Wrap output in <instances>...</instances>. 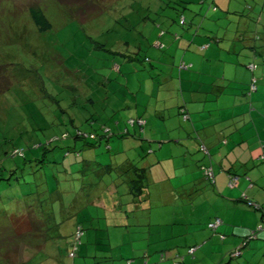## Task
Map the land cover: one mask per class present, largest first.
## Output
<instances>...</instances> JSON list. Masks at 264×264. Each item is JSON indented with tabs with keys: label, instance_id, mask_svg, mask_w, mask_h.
<instances>
[{
	"label": "rangeland",
	"instance_id": "374dc122",
	"mask_svg": "<svg viewBox=\"0 0 264 264\" xmlns=\"http://www.w3.org/2000/svg\"><path fill=\"white\" fill-rule=\"evenodd\" d=\"M171 1L95 0L100 13L83 22L72 8L78 0H0V87L11 83L10 90H0V222L10 216L13 232L21 236L34 232L30 243H17V250H0L1 264H24L42 250L57 259L43 264H174L171 256L164 258L170 251L186 257L181 264H201L191 258L189 248L193 247L198 259L206 249L208 255L222 254L225 264H247L244 254L235 253L240 252L237 249L245 236L241 234L252 231L257 235L241 251L248 253L256 246L264 254V229L260 230L264 214V137L262 153L250 156V166H256L251 170L255 186H251L250 178L240 188L238 183L232 186L235 180L231 183L226 172L221 175L228 188H239V197L246 196L255 207L260 206L226 210L231 222L246 229L237 228L239 238L227 240L209 224L200 229V219L213 218L210 221L218 223L216 216L222 206L214 200V168L209 167L212 175L207 174V180L200 164L208 158L199 151L189 156L181 155V151L176 154L171 144L177 134L168 126L188 121L172 108L185 101L177 95L179 65L173 69L169 63L173 51L181 52L178 61L186 52L178 48L177 40L166 49L162 47L163 51L156 47L162 31L172 40L188 31L180 26L179 13L167 7L176 6ZM218 1L223 7V0ZM233 1L238 9L248 11L250 4L264 6V0ZM212 4L207 0L205 6L208 9ZM31 7L44 10L52 23L50 30L39 31L31 18ZM218 12L221 14V10ZM183 13L188 19L192 16L189 10ZM238 18L219 24L231 26L234 32ZM160 60L164 64L160 65ZM192 67L190 70H194ZM162 70L173 76L169 85L163 82ZM157 80L160 85L155 86ZM185 97L190 100L189 93ZM164 101L168 107L163 106ZM199 106L193 104L195 109ZM156 109L165 110L163 118L159 119ZM139 117L146 123L135 127L132 122ZM78 132L100 134L102 141L96 149L103 150L98 158L105 164L120 165L122 158L132 155L140 168L148 165L150 185L144 190L148 194L134 198L124 183L116 191L112 179L118 180L119 174L114 170L113 175L98 176V164L77 171L84 158L95 155L94 151H84V140L74 135ZM158 141L172 148L169 159H162ZM68 147L77 150L67 154ZM218 156L213 158L214 167ZM215 175L219 184L216 170ZM16 177L21 181H17L18 187ZM190 180L197 185L189 184ZM171 182L180 185L182 191L193 186L200 192L164 193ZM29 210L38 217L56 214L59 225L46 235L42 224L19 215ZM77 226L85 232L76 250L78 255L72 257ZM4 229L0 228V233ZM53 235L61 238L52 240ZM53 244L60 256L55 254ZM262 257L258 262L252 259L250 264H264Z\"/></svg>",
	"mask_w": 264,
	"mask_h": 264
},
{
	"label": "crops",
	"instance_id": "0c3cea01",
	"mask_svg": "<svg viewBox=\"0 0 264 264\" xmlns=\"http://www.w3.org/2000/svg\"><path fill=\"white\" fill-rule=\"evenodd\" d=\"M204 5L205 3L191 5L190 9L192 11V16L187 19L192 21L194 16V21L196 22L203 17L207 8ZM236 9H238L236 5L226 0L221 14L218 11L215 12L216 15H213V11L207 13V18L203 24V26H205L204 29H200L198 33H196V27L193 26H191L188 31L184 30L182 34L183 40L180 42L178 48L184 50L186 54H182L180 61L192 63L194 65V70L192 69L180 74L182 78H179L181 84H176V86H178L177 89H179L177 95L180 96L179 98H183L185 102L172 105V108L176 109L179 115L180 106L185 104L186 107L189 108L191 118L185 125L179 122L176 127L168 126L169 131H173L177 134V138H171V144L175 146L173 152L175 151L176 154L181 151V155H191V151H196L199 148V142L201 140L203 143L207 144L211 154L214 155V159L217 154L219 155L218 157L220 160L216 161L214 174L216 170L220 177V183L217 184L218 178L215 175L216 185H212V188L215 189V196H217L214 200L217 204L222 206L220 213H217L218 217L222 219L223 224L217 227L215 232H219L223 235V240H227L230 237L236 238L237 235L241 234L237 231V228L246 229L241 227L240 224L231 222L226 217V210H238V208L247 205L245 201H240L239 199L242 197H239V185L248 182L247 179L250 178L251 186H255L254 181H252L254 175L251 174V170H254L256 166L255 164L252 167L250 166V156L255 155L257 157L262 153L261 139L264 137V46L258 48V52L255 53L256 51L253 52V50L244 49L245 46H250L248 43H243L240 46L233 43L230 47L224 44L222 45L221 42L217 40L205 37L207 35H219L220 30L219 32H215L219 28L223 29V25L219 24V22L229 19L231 12ZM209 15H213L214 17L209 18ZM195 34H198L196 38H194ZM158 41L165 43V47L167 48V46L173 44L174 39L172 40L170 36L167 37L165 33L162 34L159 39L157 38V42ZM210 41L212 42L211 47L208 48L207 51H202L200 46L208 44ZM165 47L164 49H166ZM161 51H163V49ZM178 55H181V52L180 54L179 52L175 54L173 51V55H169L170 58L168 57L170 60L169 63L172 65L173 69L180 63L177 59ZM159 63L160 65L164 64L163 62L161 63V60ZM250 64H256L254 73L250 71L248 67ZM159 73L161 75L163 74L166 79V81L163 82L167 85H169L171 79L173 80V76L164 73L163 70L159 71ZM253 76L257 77L258 90L252 95L249 94L248 90ZM157 85H160L158 80L155 83V86ZM187 93L190 95V100L185 97ZM174 100L170 102L174 103ZM195 103H200L199 108H193V104ZM163 106L168 107L167 101H164ZM177 107L179 108L177 109ZM158 111L159 110L156 109L159 119L163 118L165 110ZM147 125L148 123L146 126ZM180 127L182 128L180 129ZM157 145L159 149L161 148L163 150L161 153L163 160L169 159L168 157L172 156V148L169 147V145L165 144L160 147L159 141ZM154 152L152 151L153 155ZM224 159L227 162L224 161ZM124 160L125 158H122L121 162ZM222 173L227 175L232 173L238 176L237 183L239 188H228L224 180H222ZM241 174H244L245 178L242 177ZM197 180L201 179H195L193 181ZM203 180L206 179L203 178ZM193 181L190 180L189 184L197 185ZM186 190L200 192L193 186H191L190 189H183L182 191L180 185L175 186L174 183L171 182L170 185L168 184L167 188H165L164 193L175 195V193L184 192ZM223 193L225 195H223ZM184 194L187 193L184 192ZM212 219H200V229L204 230L208 228V223H210ZM250 233L241 234L245 235L242 236V239L249 236ZM237 242V239H235L234 246H236ZM262 249H264V247ZM196 252L195 250L192 254L193 256H190L194 262L201 261V264H205L207 259H209L208 264H225L226 258L220 253L208 255V250L203 249L201 251V257L198 259L196 257ZM243 254L246 257L247 264H250L254 258L255 262L260 261L262 256V259L264 258V254H260L256 246H252L250 252L242 253L241 255ZM176 255L177 252L174 251L173 254V252L170 251L164 254V258L167 259L171 256L172 259H175ZM260 255L262 256L260 257ZM182 258L183 261H185L186 257L182 255ZM54 261L55 259L53 262Z\"/></svg>",
	"mask_w": 264,
	"mask_h": 264
},
{
	"label": "trees",
	"instance_id": "16d2710c",
	"mask_svg": "<svg viewBox=\"0 0 264 264\" xmlns=\"http://www.w3.org/2000/svg\"><path fill=\"white\" fill-rule=\"evenodd\" d=\"M94 1L95 0H81L82 3H80V0H78L79 3L77 2L72 6V8H74V12H75L77 18L79 17L80 20H82L83 22H86L90 18L91 15H95V14L100 13V8L98 7V5ZM206 1L207 0H174V2L173 1H171V2L173 4H176V6H167V7H169V8L172 7L174 10H176V12L179 13L178 14V15H180L179 24L181 27H185L187 29L191 28V26L196 27V30H197L196 33H198L200 29H204V27H205V26H203V21H205V19L207 18V13L210 11H213V14L216 15L215 12H217L219 10H221V12H222V9L226 3V0H223V2H224L223 7L220 5L219 1L217 2V0H212V2H213L212 6H210L208 9L206 8L204 16L201 17L196 22L194 21V19H195L194 16H193L192 21H190L187 19V16L185 15V13H183L184 15H182V12L185 10H189L190 14H191L192 13V11L190 9L191 5L198 4V3H205L206 4ZM228 2L231 4L235 3V1H233V0H228ZM255 4H258V2H255ZM248 8H249V11L246 9L242 10L243 8H241V9H236V10L232 11L233 13L231 12L230 18L227 19L229 22L231 21V19H234L235 17H239L238 18L239 22L237 23L238 26H237V28L235 27L234 32L231 29V26H228V27L226 26V28L223 26L224 32H222L221 31L222 29L219 28L218 30L215 31V32H219V30H220L219 35H217V36L216 35L215 36H211V35L208 36L207 35L205 37L211 38L213 40H217V41L221 42L222 45L224 44V45H227L230 47H231V45H233V43L237 44V46H240L243 43H248V44H250V46H248V47L245 46L244 49L247 48V49L253 50V52L256 51L255 53H257L258 48H261V46H264V6L261 8L260 5L256 6L254 4L253 5L250 4L248 6ZM30 10H31L30 11L31 18H32L33 22H35V24L38 27L40 32H44V31L50 30L52 28V23L47 18L44 10H42L40 7H31ZM195 16H197V15H195ZM152 22H154V21L152 20ZM162 34H165V32L162 31ZM228 34H230V35L228 36ZM197 35L198 34H195L194 38H196ZM174 40L175 41L177 40V43L180 44V42L183 40L182 35H177L176 38H174ZM157 45H158L157 47L159 48L160 51H161L162 47H165V43H163L162 41H158ZM211 45H212V42L210 41L208 44L201 45L200 48L202 49V51H207L208 48L211 47ZM223 48H225V47H223ZM240 51H242V50H240ZM127 57H129V56H126V58ZM131 57L135 61L136 58L132 55H131ZM145 60L148 61L149 59L146 58ZM178 65H179L178 66L179 74H181L182 72L189 71L190 67H192L191 66L192 64L187 63V62H183L182 60L180 61V63ZM185 65H186V67H184ZM250 65H248V67ZM253 65L256 68V64H253ZM254 70L255 69H253V70L250 69V71H252L253 73H254ZM180 78H182V77H180ZM253 80H255V83L253 82ZM253 84H255L256 90H252ZM10 87H11V83H8L7 85H5V87H3V86L0 87V90L2 88H4L3 91H6V90L8 91V90H10ZM257 88H258L257 77L253 76L251 79V83L249 85V90H248L249 94H252V95L255 94V92L258 90ZM179 112H180L179 116L182 119L189 120L191 118L190 117L191 113L189 111V108H187L185 104H182L180 106ZM133 120L134 119H130V122H132ZM145 123L146 122L142 117H139L132 122V124H134L135 127L137 125L138 126L140 125V127H141V125L144 126ZM181 128L182 127H180V129ZM74 135L76 137H78L79 139L84 140V145H82L83 148H85L84 151H94V154H95L94 157H92V159L84 158L83 161L80 163V166L77 167L78 168L77 171L82 172L80 167H83V169L85 170L88 165H93V164H95V165L98 164V167H97L98 168L97 169V175L98 176H105L108 173L113 175L112 173L114 172V170H116L117 174H119L118 180L112 179V181L115 182L114 185L116 187V191H119L120 185L124 183L126 188H127V192H129L130 195L134 196V198H136V197L140 198V197L144 196V193H146V192H144V190L147 189V187L150 185V182H148L149 180H147V179H149V175H150L149 172H150L151 168H149L148 165L140 168L139 165L134 161L137 159V157H132V155L131 156L128 155L124 161H122L121 163L119 162L120 165L115 164V163L105 164V163L101 162V159L98 158L103 150L96 149V148H98V146H100L99 143L102 141V137L100 136V134L89 133V135H87L85 133L78 132ZM159 145H160V147H162L164 144H163V142H159ZM68 148H70L71 150L68 149L67 154H71L72 151L77 150L74 147H72V148L68 147ZM153 149H152V151L154 152L155 147ZM198 151L200 152V154L203 153L204 156L208 158L207 162L202 161L200 164L206 170L205 171L206 175L204 174L205 178L209 179V177H207V172L211 171L209 167L214 168V166L212 165L214 155L211 154V151L208 148L207 144L203 143L201 140L199 142V148L196 151H193V152L191 151L190 153H191V155H193ZM77 154L80 155L81 152L77 151ZM137 156L139 158L140 155H137ZM139 159L142 161L141 157ZM146 164H148V163H146ZM73 165H71L70 168H72ZM120 166H122L123 169H121ZM121 176L123 177V179ZM229 176H231V180H232L231 183H233V180H235L234 183L232 184V186L237 184L238 176H235L232 173H229ZM214 177H215V174L213 175V178ZM16 178H17V180L12 179V181L16 180L15 185H16L17 181L18 182L20 181V179L18 177H16ZM11 182H9L7 185H9ZM215 183H216V181H215ZM215 183H214V186L216 185ZM212 185H213V182H212ZM6 189H4V190H6ZM48 192H50L49 194H51L50 190ZM146 194H148V193H146ZM245 197L246 196H244V197L242 196L241 198H239L240 201H245V203L248 205V207L253 206L255 209L260 208V206H258V205H257V207H255L254 206L255 203L252 202V200H250V199L249 200L246 199ZM19 215H23L25 217H30L31 218V219L29 218L30 221H32V222L34 221L35 223L38 222L39 225L42 224L43 230L46 231V235H51L52 234V228L59 225V221L57 219L56 214L49 215V217H47V216L46 217H44V216L38 217L34 214L33 210H29L28 213L23 212V213H19ZM8 220L13 221L9 216V218L6 217L5 221L0 222V228L3 229L5 227L4 231L0 233V236L2 237V241L0 240V250L4 251V252H6L10 249L17 250V248H18L17 243L18 242H20V244L30 243V241H31L30 237L32 235L34 236V232H32V231H31V233L26 234V236H23V235L21 236L15 232H13L12 231L13 229L9 228V221ZM217 220L219 223H217L216 226H212V225H215L213 222L208 223L209 226L212 228L215 227L214 229H216L217 227H219L220 224H223V221L220 217L217 216ZM261 222H263V224H262V228L260 230L264 229V214L262 215ZM78 230H81L83 232V234L78 236ZM84 232H85V230L82 229V227H80V226L76 227V235H75L76 243L74 244V249L70 252V255L72 257H76L78 255L76 253V250H77V248L80 247V244L82 243L81 238L84 235ZM255 235H257L256 231H252L248 237H245V239L244 238L242 239L243 242L240 245V248L237 249L240 251L241 254L243 253L241 251V249H245V248L249 247L248 245H249L250 241L252 240V236H255ZM53 238H57V237L53 235L52 240H53ZM58 238H61V235ZM53 246L56 249L55 254H57V256H60L61 254L58 253V250L54 244H53ZM56 246H57V244H56ZM193 249L196 250L195 247L189 248V253L193 254L195 251L194 250L193 252H191V250H193ZM40 255L43 256L41 260L38 259ZM53 257H54V255L48 254V251L46 252L45 250H42V251H38L37 253L33 254V256L30 257V260L26 261L24 264H43L45 261H47L49 259L53 260L55 258V257L54 258ZM181 258L182 257H179V254H177L176 258L174 259L175 260L174 264H181V262L183 260V258L182 259ZM56 261H57V259L55 258V262Z\"/></svg>",
	"mask_w": 264,
	"mask_h": 264
},
{
	"label": "built area",
	"instance_id": "2783aa9c",
	"mask_svg": "<svg viewBox=\"0 0 264 264\" xmlns=\"http://www.w3.org/2000/svg\"><path fill=\"white\" fill-rule=\"evenodd\" d=\"M184 67H186V65H185ZM249 68L253 70V69L255 68V66H254L253 64H251V65L249 66ZM253 82L255 83V80H253ZM252 90H256V86H255V84H253V86H252ZM207 174H208L209 176L212 175L211 171H208ZM218 223H219V222H218ZM216 225H217V223H216L215 225H212V226H216ZM82 234H83V232H82L81 230H78V236H80V235H82ZM194 250H195V249L191 250V252H193ZM237 254H240V252H238Z\"/></svg>",
	"mask_w": 264,
	"mask_h": 264
},
{
	"label": "water",
	"instance_id": "95a60500",
	"mask_svg": "<svg viewBox=\"0 0 264 264\" xmlns=\"http://www.w3.org/2000/svg\"><path fill=\"white\" fill-rule=\"evenodd\" d=\"M235 255H239V254L235 253Z\"/></svg>",
	"mask_w": 264,
	"mask_h": 264
},
{
	"label": "clouds",
	"instance_id": "9594fccd",
	"mask_svg": "<svg viewBox=\"0 0 264 264\" xmlns=\"http://www.w3.org/2000/svg\"><path fill=\"white\" fill-rule=\"evenodd\" d=\"M255 69V68H254Z\"/></svg>",
	"mask_w": 264,
	"mask_h": 264
}]
</instances>
